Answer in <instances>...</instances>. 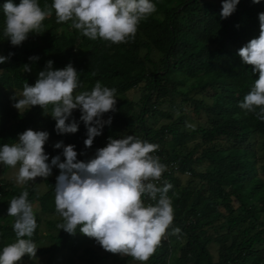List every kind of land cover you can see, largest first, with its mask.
Returning a JSON list of instances; mask_svg holds the SVG:
<instances>
[{
  "label": "trees",
  "instance_id": "16d2710c",
  "mask_svg": "<svg viewBox=\"0 0 264 264\" xmlns=\"http://www.w3.org/2000/svg\"><path fill=\"white\" fill-rule=\"evenodd\" d=\"M6 2L0 0V56L8 57L0 64V147L18 142L19 135L28 129L45 131L65 147L74 145L77 162L93 158L98 149L107 145L109 137L122 139L131 135L156 144L159 147L151 155L159 158L166 171L158 181L152 182L158 187H163L165 181L172 185L167 196L172 202L174 220L144 264H264V258L253 250L255 244L264 243V222L259 224L260 229L248 235L260 215L264 219V181L257 176L258 169L264 172V163H256L251 145L247 144L259 137L264 161V121L239 107L258 79V73L238 55L240 48L259 37L258 16L264 13V0L259 3L240 0L227 19L220 16L223 0L217 3L152 0L156 12L140 21L133 37L119 44L87 38L71 26V21L57 23L53 10L43 21L40 32L29 34L20 46H12L3 35ZM12 3L19 5L20 0ZM38 3L43 8L45 4L51 5L52 0H38ZM67 34L71 36L69 44L64 43ZM142 50L144 54L140 58ZM151 51L158 55L156 61L150 59ZM30 57L38 59L30 60ZM49 60L53 62V70L72 64L81 83L77 93L90 92L97 81L116 90V111L102 117L104 121L111 118V124L104 125L91 148L84 144L87 129L80 121L79 109L73 110L68 121L75 119L78 131L58 134L51 105L21 112L13 106L16 102L12 99L13 92L22 94L25 81L34 86ZM25 65L31 71L26 72ZM132 89L139 91L136 102L125 97ZM188 110L197 117L202 114L205 123L189 126ZM157 117L168 122L154 129ZM44 152L49 165L56 156L65 162L63 148L44 147ZM204 162H208L206 168L197 172L195 168ZM173 166L179 173L190 176L183 188L179 187ZM9 167L2 164L0 174H5ZM59 175L60 169L52 166L50 176L39 177L45 187L41 194L36 193L34 183L17 186L2 184L0 179V252L16 240L15 218L7 216L10 201L27 191L28 202L36 206L37 228L31 239L37 252L35 257L25 255L19 264H34L32 259L36 257L45 258L44 264H52L55 258L68 264L75 259L88 264L107 259L123 264L133 259L105 250L98 255L89 246L96 241L83 235L79 228L74 235L57 228L63 222L55 208ZM158 199L159 196L156 201L145 196L144 201L155 205ZM245 222L239 240L227 245L233 228ZM175 228L181 230L179 234H172ZM209 229L223 234L212 238L206 234ZM210 242L218 245L215 262L207 249ZM65 253L68 258H63Z\"/></svg>",
  "mask_w": 264,
  "mask_h": 264
},
{
  "label": "clouds",
  "instance_id": "9594fccd",
  "mask_svg": "<svg viewBox=\"0 0 264 264\" xmlns=\"http://www.w3.org/2000/svg\"><path fill=\"white\" fill-rule=\"evenodd\" d=\"M239 2L223 0L221 18L230 17ZM259 2L253 0V3ZM53 10L57 23L71 21V26L87 38L119 44L133 37L140 21L155 13L157 8L152 0H52L51 5L45 4L43 8L38 0H20L19 5L7 0L3 5L4 37L12 46H20L29 34L40 32L43 21ZM258 19L259 37L238 51L242 62L258 73V79L239 107L264 121V13H260ZM7 59L0 56V64ZM29 59L37 60L38 57ZM52 64L51 60L47 62L34 86L24 82L21 97H12L16 101L13 106L21 111L34 106L45 109L51 105V117L56 121L58 134L78 131V122L68 121L73 110L79 109L80 121L87 129L84 144L91 148L104 125L111 124V118L104 121L102 117L116 111V90L103 87L97 81L90 92L77 93L81 83L72 64L62 70H53ZM24 69L31 71L27 65ZM48 138L45 131H24L18 142L0 147V163L10 167L19 165L17 182L21 184L37 177L47 178L52 166L58 167L55 208L63 222L57 224V228L73 235L79 228L105 251L130 256L142 264L146 262L174 220L172 202L167 196L172 185L165 181L163 187H158L152 182L158 181L166 171L159 158L151 155L159 146L131 135L122 139L109 137L107 145L98 149L93 158L77 162L75 146L65 147L59 142L54 147L63 148L65 162H60V156H56L49 165V157L44 152ZM145 196L154 201L157 196L159 199L155 205L146 204ZM27 198L28 192L23 191L10 201L7 216L15 218L16 240L0 252V264H19L25 255L29 258L36 255L37 247L31 237L37 222ZM180 231L175 228L172 234Z\"/></svg>",
  "mask_w": 264,
  "mask_h": 264
},
{
  "label": "rangeland",
  "instance_id": "374dc122",
  "mask_svg": "<svg viewBox=\"0 0 264 264\" xmlns=\"http://www.w3.org/2000/svg\"><path fill=\"white\" fill-rule=\"evenodd\" d=\"M203 1L217 3L219 0H203ZM70 42H71V36L69 34H67L65 36L64 43L65 44H69ZM143 54H144V51L142 50L140 52V54H139V57L142 58ZM149 57H150V59L152 61H156L158 59V55L156 53H154L153 51L150 52ZM13 95L17 96V98L21 97L20 93L13 92ZM125 97L129 101L136 102V101H138V98H139V91L137 89L129 90V91H127L125 93ZM206 102L209 103L210 101L206 100ZM16 111H18V110L16 109ZM21 111H18V112H21ZM186 113L188 114V116L190 117V120H191L189 122V124H188L189 126L203 125L205 123V117L202 114L197 117L193 113L189 112V110ZM174 117H175V114L173 115V118ZM166 122H168V120L163 119V117H161V118L157 117V122L154 125V129L159 128L161 124H164ZM260 141H261V139L259 137H257L254 141H249L247 143V144L251 145V148H252V150H253V152H254V154L256 156V163L258 165H262V163H264V161L262 159L263 151H262L261 147L259 146ZM56 143H59V142L57 140H54L51 137H49L48 140L46 141L44 147L55 148L54 145ZM2 164L3 163H0V170H1ZM207 164H208V162H204L202 164V166H200L198 168H195V170L197 172H202L206 168ZM173 169L175 170V175L179 179V187L183 188L184 186H186L187 181L190 179L189 174L188 173L187 174L186 173L185 174L179 173V169L174 167V166H173ZM18 170H19V165H17L16 167H9V169L7 170V172L5 174H0V179L3 180L2 184L3 183H7L9 185H13L14 184V185H17V186L23 185L25 182L23 184L17 182ZM257 176L262 181H264V172H262L260 169H258V171H257ZM26 182L30 183V184L34 183V185H35L34 188L36 189V193H38V194H41V193H43L45 191V187H44V185L42 183V180H40L39 177L35 178L34 181H26ZM195 182L196 181H194V183ZM158 183H160V182H158ZM202 192H203L204 195H207L206 191H202ZM258 206H259V204H258ZM35 208H36V206L34 205L33 206V210ZM218 211L222 212L224 215H226V211L222 207H218ZM233 214L236 215L237 213L234 211ZM263 222H264V219L262 218V215H260V217L257 220V225H255V227L252 228L248 232V235H251V234L255 233L258 229H260L259 224H262ZM245 227H246V222L244 224H242V225L235 226L233 228V230L231 231V234H230L231 238L227 241V245H229L234 240L238 241L239 240L238 237H239L241 231ZM42 228H43V226H42ZM206 234L211 236L212 238H214V237H218V235H222L223 232L218 233V232L213 231L212 229H209V230L206 231ZM89 246L92 247L94 252L97 253L98 255H102L104 253V249L97 242H91L89 244ZM207 249H208V251H209V253L211 255L212 261L215 262L216 259H217V249H218L217 243L210 242L207 245ZM253 250L258 254V256L260 258H264V243L255 244ZM64 255L65 256L63 258H68L69 257L67 253H65ZM116 256H118V257H126L125 255H121V254H116ZM32 261L34 262V264H44L45 258L36 257V258H33ZM25 264H29V263H25ZM52 264H68V263H65V262L63 263L62 260L55 258V259L52 260ZM72 264H88V263H86L84 261H81V260L75 259ZM96 264H122V263H111L110 260L107 259L105 261L96 262ZM123 264H142V262L137 261L135 259H131V260L125 261ZM143 264H144V262H143Z\"/></svg>",
  "mask_w": 264,
  "mask_h": 264
}]
</instances>
